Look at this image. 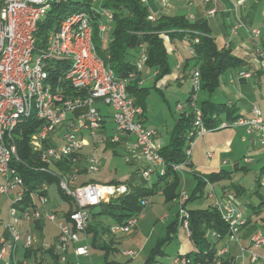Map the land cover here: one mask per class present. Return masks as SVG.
I'll use <instances>...</instances> for the list:
<instances>
[{"label":"built area","instance_id":"obj_1","mask_svg":"<svg viewBox=\"0 0 264 264\" xmlns=\"http://www.w3.org/2000/svg\"><path fill=\"white\" fill-rule=\"evenodd\" d=\"M69 1L0 0V195L12 196L8 220L3 225V234L0 237V264H26L15 259L21 239L18 229L21 222H50L56 226L58 234L55 242L43 247L53 250L58 264H74L68 260L70 249L76 257H89L87 230L91 223L90 210L127 195L129 188L125 184L76 185L81 173V152L88 146L84 136L98 137L94 150L104 144H122L126 163L133 159L138 163H145V166L138 169L144 178L167 175V165L154 143L157 132L146 128L141 122L143 110L128 96L127 80L116 78L113 71L97 56L92 40L94 24L97 23L96 29L102 40L110 32L113 22L112 13L102 6L104 0H91L85 10L73 11L56 29L48 32L41 48H35L38 22L44 19L52 5L66 4ZM216 1L202 0L206 17L216 14ZM159 2L162 7L167 5L166 0ZM242 3L243 1L237 2L234 8ZM150 20L154 18L150 17ZM239 29L246 27L238 23L232 26L230 32L236 34ZM262 31L264 32V25L249 29L248 35L256 38ZM198 42L199 39L195 36L193 44L185 39L181 47L189 56L194 57L192 45ZM256 52L263 57L259 68L264 73V52ZM145 61L146 55L141 49L135 62L136 72L143 70ZM174 69H180V64H176ZM135 77V73L129 75L131 79ZM190 78L193 86L187 105L194 114V121L186 138L184 161L172 164V172L179 173L190 167L195 141L208 132L242 127L248 135L256 133L259 143L264 146V120L256 107L251 108L252 118L239 116L233 121H221L213 129L206 128L197 106V94L201 90L198 67L192 70ZM238 78L248 79L250 74L242 73ZM98 102L113 112L111 119L114 130L111 136L99 134L104 128L103 121L106 116L97 107ZM176 108L183 110L184 105L178 104ZM32 116L41 123L28 141L41 164L32 170L55 177L59 189L72 200L75 210L68 215L66 221L46 210L47 196L43 184L35 192L29 193L28 204H24L27 189L17 168L23 163L17 155L14 132ZM33 142L35 145H32ZM64 161L70 165L68 173L53 168ZM84 169L88 173L99 171L100 164L94 154L86 157ZM202 180L209 186V197L213 199L211 207L218 212L226 225L227 234L214 256L203 258L197 264L232 263L228 255L233 244L238 246L242 256L249 254L251 264L264 262V257L254 251L258 248L264 249V232L253 234L247 247L242 246L239 234L246 220L235 203L234 195L227 194L216 198L209 181L205 177ZM188 199L186 192L180 191L176 218L185 236L190 239L189 213L185 208ZM140 204L145 208L148 201L142 200ZM135 226V217L121 224H114L103 235V240L107 241L111 236L123 233L129 234ZM210 237L212 240L220 238L216 232H211ZM33 244L31 230L27 229L24 250H30ZM121 254L128 259L137 256V252L132 250L123 251ZM170 264H190V259L184 253H177L170 258Z\"/></svg>","mask_w":264,"mask_h":264},{"label":"trees","instance_id":"obj_2","mask_svg":"<svg viewBox=\"0 0 264 264\" xmlns=\"http://www.w3.org/2000/svg\"><path fill=\"white\" fill-rule=\"evenodd\" d=\"M90 1L86 0V8ZM72 4L73 2L70 0L66 4L52 5L44 19L38 22V29L35 34L36 49L41 48L45 44L48 32L56 29L60 22L74 11ZM102 6L112 13L113 22L107 42H104V38L100 39L96 29L97 23L94 24L92 40L97 56L104 62L105 66L113 71L116 78L127 80L126 92L133 100V103L142 108L143 115L147 89L138 86V82L141 80V73L136 72L135 68V62L141 49L146 55L144 67L153 69L155 79L159 80L170 73L167 59L168 51L164 38L166 37L171 43L182 42L186 39L193 44L192 40L197 36L199 39L198 44L192 45L195 56H187L184 60L182 71L185 72L188 66L191 65L192 73V70L198 67L201 81L200 92L207 95H211L218 88L220 77L225 72L243 64L242 60L234 57L230 50H217L214 40L209 34L207 21L203 18L191 21L186 16H159L152 21L149 17V9L142 0H104ZM52 73L54 74V72ZM132 73L136 75L133 79L129 78ZM188 102L189 97L186 100V104ZM198 107L202 114L203 124L208 129H213L217 126L219 123L218 116L221 114L225 116L227 121H233L239 117V115H236L235 109L226 107L224 104L214 105L208 101H202L198 104ZM193 121L194 114L192 112L181 114L170 133L169 144L159 150V154L167 165V175L165 177H158L156 183L149 189L132 187L127 182L113 181L109 183L111 185L125 184L129 188V193L112 199L108 203L101 204L98 207L99 212L91 213L92 220L96 222L101 217H108L114 224H121L131 217H136L144 209L140 202L151 198L158 191L162 192L163 198L167 203L178 199L180 178L178 173L171 171L170 167L172 164H179L184 161L185 148L187 146L186 138L192 130ZM103 123H105V120ZM40 126L41 123L32 116L14 132L17 155L23 163L18 165L17 168L27 189L25 205L28 204L29 193L38 190L42 183H55L58 186L55 177L32 170L40 167L41 164L37 159L36 153L28 145V141ZM56 166L64 169L66 173L70 171V165L65 161L56 164ZM85 171L82 170L81 173ZM169 177H171V180H169ZM218 177V175H209L205 178L212 183ZM196 179V190H199L205 183L198 176ZM87 183L90 182H79L80 185ZM235 191L238 195L243 194L238 187H235ZM58 193L61 199L71 206L67 212L68 217L75 210V206L72 200L59 187ZM191 199L192 196L189 197L188 202ZM188 213L191 231L189 240L195 246V250L186 253V256L190 259V264H197L202 262L203 258H212L214 256L217 249L216 246L222 243L223 238L227 234V227L218 212L212 207L188 210ZM177 225L178 221L176 218L167 228V237L152 249L143 264H155L157 257L164 256L163 247L172 240V235L175 234ZM101 230L103 233L107 229L101 228ZM87 232H94L95 235L97 233L92 226L88 227ZM211 232H216L220 236L219 239L212 241L213 245L207 238V234L210 236ZM94 238L96 239V237ZM102 250L105 252L103 264H130V260L124 263L109 260V255H111L113 250L108 245H104ZM47 252L53 258V264H58L57 256L54 255L53 250L47 249ZM30 253V251L27 252V256ZM37 264H42V261H38Z\"/></svg>","mask_w":264,"mask_h":264},{"label":"crops","instance_id":"obj_3","mask_svg":"<svg viewBox=\"0 0 264 264\" xmlns=\"http://www.w3.org/2000/svg\"><path fill=\"white\" fill-rule=\"evenodd\" d=\"M148 7L149 12L152 16H186L189 18L191 21H194L195 19H205L207 21V25L209 28V34L214 40V44L217 48V50H230L231 54L242 60L243 64L239 66L240 68L243 67V69L238 70V72L235 74V78L231 79L228 81L229 85V98L227 99V103L224 104L226 107H231L235 109V112L239 111L236 113V115L246 117V118H252L253 114L251 113V108L256 107L260 110L261 112V118L264 120V107L261 104V101H259L257 98H262L263 93H264V73L261 71L259 68V63L263 60L262 56H259V54L256 52L258 50H261V52H264V32L262 31L259 36L256 38H250L248 35V30L251 28H258L262 25H264V0H217L214 3V8L216 10V14L213 17H206L204 14V9L205 6L203 5L202 0L196 1V0H166L167 5L165 7H162L160 5L159 0H142ZM243 1L242 5L234 8V5L237 2ZM186 10L193 11L194 13H187V15L184 14ZM192 17V18H191ZM242 23L246 29H239L236 34H231L230 30L232 26L235 24ZM109 34V33H107ZM106 34V35H107ZM180 43V47L182 46V42ZM174 42L171 43L167 40L166 42V48L167 51L171 48H173L172 52L174 53H179V50L177 47H175ZM180 51L185 52L182 47L180 48ZM188 56V54H187ZM187 58V57H186ZM184 58L182 62L180 63V69L176 70L177 77H176V82L178 84H181L186 78H189L190 76V71L187 73V69L185 72L182 71V67L184 65ZM236 67V68H239ZM230 70H235V68L230 69ZM140 78L142 81V71L140 72ZM242 73H249L250 78L248 79H239L238 76ZM155 73L153 72V76ZM181 78H178V77ZM232 81V82H231ZM141 87H142V82H141ZM257 91V92H256ZM215 92V91H214ZM202 93V92H201ZM206 94V93H202ZM190 95V94H189ZM210 96L208 95L207 99L201 100L202 101H208L212 104H214L210 100ZM189 97V96H188ZM188 99V98H187ZM200 102V103H201ZM182 104L180 102L177 103ZM176 105V106H177ZM184 105V104H182ZM214 105H219V104H214ZM198 106V104H197ZM260 106V108L258 107ZM176 111L181 112V114L186 113L185 111V106L183 110H177ZM180 114V115H181ZM219 117V116H218ZM180 118V117H179ZM178 118V119H179ZM106 119V118H105ZM141 122L143 125L147 128V126L144 124L145 123V115L140 118ZM219 120V119H218ZM178 120L175 121L174 125L177 123ZM221 121H226V118L224 116V119L219 120ZM170 129V131H166L165 136L162 135L157 129V136L154 140L155 146L158 150H161L162 148L166 147L169 144L170 141V133L174 127ZM103 130L99 132L100 135L106 136V131H107V126H106V121L103 123ZM230 129H235V130H218L224 137V145H218L217 143H212V137L210 135V132L202 136L201 138L197 139L194 143L193 148L196 146V144L199 145V148L201 150V154L204 158V162L200 163L198 160V153L195 151V153L192 151V155L190 158V170L191 168L194 169V165L198 168H202L203 171L199 172L197 171L195 173V179L198 176H209V175H218L219 177L212 183H210L214 195L216 198H222L227 194H232L235 197V203L239 206L243 217L246 220L245 226L241 229L239 237H240V243L242 246L247 247L248 242L250 237L257 233V232H264V199L261 198V201L259 204L255 205H249L250 207V212L243 213L242 208H245L246 205L243 204L240 200L243 194L238 195L235 191V187L240 188V190L243 192V188L237 184L230 183L228 185H220L221 180H225L229 173L224 170V167L227 166V161L225 160L226 157L232 156V150L230 149L231 146L234 144L236 139L238 140V144H242L246 149L248 156H243L240 161H243L247 164H250L254 161V159H259V161L264 159V146H262L259 141H258V136L256 133L253 134H246L245 129L242 127H237V128H230ZM114 130V124L112 131ZM226 131V132H225ZM228 131V132H227ZM215 132V131H212ZM99 136V135H98ZM85 139L88 142V146H86L82 152V160H81V171L85 170L84 169V164H85V159L87 156L90 154H94L96 150H94V146L97 143V138L98 137H93L90 138L88 136H84ZM95 138V139H94ZM32 145H35L34 142ZM107 146V144H104ZM102 146V145H101ZM104 146V147H105ZM110 147L114 148H120L122 152L125 155L124 152V146L122 144H118L115 146L109 145ZM192 148V150H193ZM88 149V150H86ZM90 149V150H89ZM195 149V148H194ZM199 152V149L197 150ZM207 154H210L208 157ZM124 157V156H123ZM239 161V160H238ZM238 161L234 163L233 167L234 170L238 168ZM137 163V168L136 172L131 176V178L127 179L126 181H120V180H115L119 182H127L130 184L132 187H140V188H146L149 189L153 186V184L156 183L157 177L156 176H151L155 178L151 184H149L148 180L151 178H144L140 171L138 170L140 167L145 166V163L143 161H140L139 163L134 161V159L130 163H126L127 165H131L132 163ZM57 170L64 171V169L58 168L56 166ZM187 169V168H186ZM184 172H179L178 176L179 178L183 176ZM260 173L264 175V166L261 168ZM88 172H83L79 175V178L84 177ZM76 182L77 186H80L79 182ZM259 180V179H258ZM88 182L86 180H80V182ZM90 183H95V184H102V183H96L93 181H89ZM113 182V181H111ZM110 182V183H111ZM197 182V179H196ZM181 183V179H180ZM43 186L46 189V196H47V201H48V189L52 185H56L55 183L48 184V183H42ZM41 184V185H42ZM106 185H109V183H105ZM40 185V186H41ZM104 185V184H103ZM185 181H183L182 186L183 188L185 187ZM206 185V184H205ZM204 185V186H205ZM262 185V184H260ZM264 185V181H263ZM180 186V185H179ZM208 186V185H207ZM203 187V186H202ZM209 187V186H208ZM217 189H215V188ZM58 190V186H57ZM210 190V189H209ZM182 191H185L182 190ZM210 193V191H209ZM209 193L207 195L208 199V207H211V204L213 202V199L209 197ZM156 196L162 197L163 194L161 191H158ZM3 197L4 200L7 201V204H11V195L10 196H4L0 195ZM195 199V195L193 194L192 199ZM177 200V199H176ZM190 200V201H191ZM63 203L66 204V206H59L55 209H50L46 207V210L48 212H53L57 214L60 220L66 221L67 220V212L70 210L71 206L68 204L66 201L62 200ZM148 204L150 201V198L147 199ZM175 201V200H174ZM172 201V202H174ZM1 205V204H0ZM47 205V204H46ZM10 207V206H9ZM8 207V210H9ZM207 207V208H208ZM59 212V213H58ZM169 217L168 214H164L161 219H167ZM7 220H8V211H7ZM111 220V219H110ZM176 218L174 219V221ZM173 221V222H174ZM2 222V221H1ZM172 222V223H173ZM3 223V222H2ZM1 223V224H2ZM50 222H35V223H25L21 222L18 226V229L21 233V239L20 243L17 246V250L15 253V259L24 261L26 264H28L30 259H33L34 264H37L38 261H42V264H53V258L51 257L50 254H48L47 249L44 248V239H45V225ZM248 223V224H247ZM52 224V223H51ZM114 225V223L111 222L107 223L105 222L102 217L99 218L96 222L92 220L91 218V223L90 226H92L96 230V235L94 232L88 233V244L90 247H97L102 250V247L104 245H108L113 251L111 252L112 254L116 251L114 248L115 243L119 240L117 239V236H111L109 240L105 241L103 240V235L107 232L108 228L110 226ZM55 226V225H54ZM56 228V226H55ZM101 228H106V231H103ZM27 229L31 230L36 233L38 238H33L34 239V244L30 250H24L23 248V243L25 240V232ZM3 234V228L2 232L0 234V237ZM58 234V230L56 228V234L53 236L52 242H48V245H51L55 242L56 237ZM96 237V239L94 238ZM212 239V238H211ZM189 240V239H188ZM213 241V240H212ZM190 242V240H189ZM223 244L220 243L218 244L217 248ZM46 245V244H45ZM31 252L30 255L27 256V252ZM103 251V250H102ZM258 255L264 257V249L258 248L254 250ZM191 252V251H189ZM189 252H177V253H189ZM91 253V252H90ZM176 253V254H177ZM165 256V253H164ZM162 256V257H164ZM162 257H157L156 258V263L159 264H166L160 261V258ZM229 259L232 261V264H251L249 260V254L245 253L243 256L240 253V250L238 249V246L233 244L230 247V254L228 255ZM83 257H76L73 253V251L70 249L68 252V260L72 262V259H80ZM86 258H90L86 257ZM171 258V257H170ZM128 259V258H126ZM131 260V259H129ZM170 260V259H169ZM73 263V262H72ZM261 264H264L262 262Z\"/></svg>","mask_w":264,"mask_h":264},{"label":"rangeland","instance_id":"obj_4","mask_svg":"<svg viewBox=\"0 0 264 264\" xmlns=\"http://www.w3.org/2000/svg\"><path fill=\"white\" fill-rule=\"evenodd\" d=\"M73 2L72 9L74 11H82L86 9V0H71ZM199 1V0H196ZM63 8V7H62ZM61 8V9H62ZM190 10L184 12L185 15L189 13ZM194 13L193 11H190ZM154 20L158 17L152 16ZM152 20V21H154ZM110 37V34L104 36V42H107ZM165 42L168 39L164 38ZM178 48L179 53H173V48L168 50L167 59L170 68V73L163 78L156 80L153 76V69L144 67L142 70V81L138 82V86L147 89V95L145 97V125L149 129H157L162 135L165 136L166 131H170L175 121L180 117L181 112L176 111V105L178 102L184 104L186 113H190V107L186 104V100L189 94L192 91V80L186 78L181 84L176 82L177 71L174 69L176 64H180L184 58L187 57V53L180 51V43L174 42L173 44ZM243 69V67L235 68V70H228L220 77V84L214 93L211 94L210 100L214 104H226L227 99L229 98V85L228 81L232 78L234 79L235 74L238 70ZM191 72V65L187 68V73ZM257 92V91H256ZM207 94H202L199 92L197 94V104L201 100L207 99ZM261 101V104L264 107V93L262 98H257ZM97 107L100 109L102 115L106 116V136H111L113 134V122H112V110L104 106L102 103L98 102ZM260 108V106H258ZM237 111L236 113H238ZM219 120L224 119V115H219ZM235 130V129H227ZM226 132V131H225ZM228 132V131H227ZM219 131L210 132V135L213 136L212 143H217L218 145H224V137L220 135ZM58 136V134H57ZM95 139V138H94ZM100 146L94 153L95 157L98 159L100 164V169L95 173H88L84 177H81L82 180L93 181L96 183H110L111 181L120 180L126 181L131 178V176L136 172L137 163H132L127 165L124 160V153L120 148H112L109 145ZM195 148V149H194ZM193 148V152L198 153V160L200 163L204 162V158L201 154L199 145ZM199 149V152L197 151ZM232 150V156L226 157L227 166L224 167L229 175L225 180H221L220 185H228L230 183L237 184L243 188V195L240 198L241 202L246 205L245 208H242L243 213L250 212L249 205H257L261 201V198L264 199V175L260 173L261 168L264 166V159L259 161V159H254L250 164H247L240 159L243 156H248L247 149L242 145L238 144V140L230 148ZM88 150V149H86ZM90 150V149H89ZM249 157V156H248ZM239 160V161H238ZM238 161V168L234 170V163ZM54 166L53 168H55ZM203 171L202 168H198L197 165H194V169L187 168L184 169V172L180 177L181 183L179 186V192L185 189L187 197L195 195V199L186 203V210H195V209H206L208 204L207 195L209 193V187L207 185L200 187L199 190H196L197 182L195 179V173ZM202 180L203 177H198ZM79 178L78 182L81 180ZM155 178L151 177L148 182H151ZM259 179V180H258ZM185 181V187L183 188L182 183ZM203 181V180H202ZM204 182V181H203ZM262 184V185H260ZM215 188V187H214ZM217 189V188H215ZM0 234L4 223L7 222V211L10 204H7V201L0 196ZM66 206L63 203L56 185H52L48 189V201L46 207L50 209H55L59 206ZM58 209V208H57ZM178 200L174 202H166L164 198L159 196H152L150 198L149 204L136 215V226L133 231L129 234H119L117 239H119L114 248L116 251L109 255V260H113L119 263H124L129 259H126L122 256L123 251L132 250L137 252V256L134 259L130 260V264H143L146 259L149 257L152 249L163 239L167 237V228L178 215ZM99 212V208H93L90 210V213ZM59 213V212H58ZM164 214H168L167 219H161ZM102 219L110 223L111 220L108 217H102ZM3 223H2V222ZM2 223V224H1ZM56 234V228L54 224L47 223L45 225V239L44 245L48 242H52L53 236ZM32 237L38 238L35 231H32ZM208 241L213 245L212 239L207 234ZM218 247V246H216ZM195 246L189 242L187 237L184 234L181 226L178 224L176 227L175 234L172 235V240L163 247L165 256L160 258V261L166 264H170V257L176 255L177 252H189L194 251ZM90 258H80L72 259L74 264H103L105 252L97 247H91ZM28 264H34L33 259H30Z\"/></svg>","mask_w":264,"mask_h":264}]
</instances>
